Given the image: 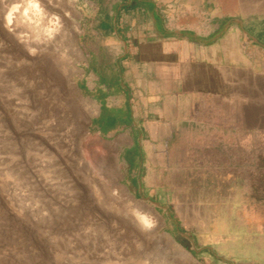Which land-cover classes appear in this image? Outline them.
Here are the masks:
<instances>
[{"label":"rangeland","instance_id":"rangeland-1","mask_svg":"<svg viewBox=\"0 0 264 264\" xmlns=\"http://www.w3.org/2000/svg\"><path fill=\"white\" fill-rule=\"evenodd\" d=\"M78 3L0 0V264H264V134L178 145L143 198L77 87Z\"/></svg>","mask_w":264,"mask_h":264},{"label":"crops","instance_id":"crops-1","mask_svg":"<svg viewBox=\"0 0 264 264\" xmlns=\"http://www.w3.org/2000/svg\"><path fill=\"white\" fill-rule=\"evenodd\" d=\"M78 5L86 61L77 87L97 107L92 129L119 143L143 198L180 144L255 148L264 134L256 123L264 119V0Z\"/></svg>","mask_w":264,"mask_h":264},{"label":"clouds","instance_id":"clouds-1","mask_svg":"<svg viewBox=\"0 0 264 264\" xmlns=\"http://www.w3.org/2000/svg\"><path fill=\"white\" fill-rule=\"evenodd\" d=\"M27 14V13H25ZM141 220L143 221V223L145 224L146 227H150L151 226V222L149 221V219L145 216H141Z\"/></svg>","mask_w":264,"mask_h":264},{"label":"trees","instance_id":"trees-1","mask_svg":"<svg viewBox=\"0 0 264 264\" xmlns=\"http://www.w3.org/2000/svg\"><path fill=\"white\" fill-rule=\"evenodd\" d=\"M108 117H109V116H108ZM107 119H108L109 124H111V123H110V118H107ZM103 121H104V120H103Z\"/></svg>","mask_w":264,"mask_h":264},{"label":"bare ground","instance_id":"bare-ground-1","mask_svg":"<svg viewBox=\"0 0 264 264\" xmlns=\"http://www.w3.org/2000/svg\"><path fill=\"white\" fill-rule=\"evenodd\" d=\"M32 4H33V3H32ZM140 221H141L142 224H144L143 221L141 220V218H140ZM144 226H145V224H144Z\"/></svg>","mask_w":264,"mask_h":264},{"label":"water","instance_id":"water-1","mask_svg":"<svg viewBox=\"0 0 264 264\" xmlns=\"http://www.w3.org/2000/svg\"><path fill=\"white\" fill-rule=\"evenodd\" d=\"M107 138H109V139H110L111 137H107ZM124 162H125V161H124Z\"/></svg>","mask_w":264,"mask_h":264}]
</instances>
